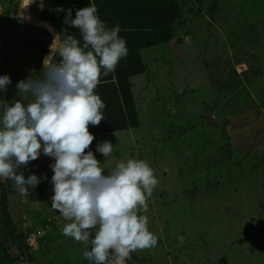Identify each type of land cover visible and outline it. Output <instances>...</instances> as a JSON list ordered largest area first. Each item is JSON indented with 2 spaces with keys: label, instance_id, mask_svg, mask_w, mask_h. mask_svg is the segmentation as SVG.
Here are the masks:
<instances>
[{
  "label": "rangeland",
  "instance_id": "obj_1",
  "mask_svg": "<svg viewBox=\"0 0 264 264\" xmlns=\"http://www.w3.org/2000/svg\"><path fill=\"white\" fill-rule=\"evenodd\" d=\"M179 3L174 41L142 50L146 72L132 78L141 125L95 134L90 148L103 162L97 145L111 141L106 170L146 159L159 180L146 213L157 245L131 253L125 263L264 264V0ZM0 29L13 44L0 49V75L12 81L0 91L2 117L20 97L17 83L41 73H31L36 49L20 51L27 40L19 24L3 14ZM31 167H24L25 176L34 173ZM37 175L41 182L26 197L13 181L8 206L18 228H27L30 216L55 212L52 171ZM62 228L47 229V243L37 232L35 264H90L83 251L91 245L66 237Z\"/></svg>",
  "mask_w": 264,
  "mask_h": 264
},
{
  "label": "clouds",
  "instance_id": "obj_2",
  "mask_svg": "<svg viewBox=\"0 0 264 264\" xmlns=\"http://www.w3.org/2000/svg\"><path fill=\"white\" fill-rule=\"evenodd\" d=\"M64 23L80 30L83 43L74 35L58 34L50 57L58 54L59 60L46 57L40 78L17 83L20 97L0 117V178L14 181L26 197L41 177L19 170L41 152L54 158L50 199L67 221L62 233L91 245L83 251L90 264H125L131 253L157 245L146 213L159 180L151 163L138 158L121 160L106 174L113 144L97 145L105 157L101 162L90 150L95 135L89 128L105 119L106 105L96 88L101 76L127 57V41L119 35V24L106 26L95 4L77 9L75 18L68 9ZM11 82L7 73L0 75V91Z\"/></svg>",
  "mask_w": 264,
  "mask_h": 264
},
{
  "label": "trees",
  "instance_id": "obj_3",
  "mask_svg": "<svg viewBox=\"0 0 264 264\" xmlns=\"http://www.w3.org/2000/svg\"><path fill=\"white\" fill-rule=\"evenodd\" d=\"M186 1L190 0H184ZM191 1L202 6L206 2L215 0ZM32 2L33 0H29L27 3L26 12L29 11ZM90 4L97 6L98 15L106 26L111 28L117 24L120 25L119 35L126 38L129 52L126 58L121 59L114 72L108 76H101L96 93L105 102L106 107L102 110L105 119L98 126H90L89 130L95 135L139 127L141 122L132 88V78L146 72L142 50L169 42L175 37V27L182 17L183 6L179 0H38L35 9L38 7L41 11L36 16L50 21L61 34L74 35L83 43L80 30L65 24L64 20L68 9L72 10V18H75L77 9ZM18 7L19 0H16V12ZM17 19L20 21L19 25L29 32H31L30 28L35 29L47 34L49 40L52 38L51 33L43 27L32 26L22 17ZM50 45V41H43L36 45L35 49L39 52L40 61L48 53ZM53 59L59 60L58 54L53 56ZM44 157L47 158L45 162L47 164H41L36 160L32 172L40 174L46 169L52 171L50 165L55 162L51 161L54 158H48L45 155ZM105 172L107 174L110 171L105 169ZM12 185V180L0 178V264H34V250L27 241L33 229L18 228L9 210ZM42 190L43 188L40 192ZM44 224L49 225V222L44 221ZM40 241H44L43 237ZM14 250L15 254H13Z\"/></svg>",
  "mask_w": 264,
  "mask_h": 264
},
{
  "label": "crops",
  "instance_id": "obj_4",
  "mask_svg": "<svg viewBox=\"0 0 264 264\" xmlns=\"http://www.w3.org/2000/svg\"><path fill=\"white\" fill-rule=\"evenodd\" d=\"M37 1L38 0H33V2L30 4V6H29V12H28V14L32 17V18H35V19H38V20H42V21H46V22H49V23H51L50 21H48V20H45V19H42V18H38V16H36V15H38L39 14V12L41 11V9L40 8H38V7H36V9H35V6L37 5ZM15 2H16V0H0V17L3 15V14H6L7 15V18L9 19V20H11V21H14V22H16V23H20V21L17 19V18H19V17H22V18H24V16H23V13H22V9L24 10V6L26 7V5H27V3L29 2V0H24V3L22 4V0H19V7H18V13L16 12V8H15ZM13 3H14V6H13ZM23 12H25V11H23ZM25 19V18H24ZM26 20V19H25ZM28 21V20H27ZM29 22V21H28ZM30 23V22H29ZM31 24V23H30ZM52 24V23H51ZM32 26H40V27H43L44 29H46V30H48L50 33H51V36H52V38L49 40V38H48V36H47V34H45V33H43V32H41V33H39V31L38 30H35V29H31L30 28V30H31V32H29L25 27H21L20 25H19V31H20V33H22V32H25L24 34H21L22 36H23V38H25L27 41H26V44L23 46L22 45V47H21V50L20 51H25L24 53H28V52H32L33 50H35V48H36V45L38 44V43H41V42H43V41H50V43H51V45H50V49H51V46L53 45V43H54V34L52 33V31L50 30V29H48V28H45L44 26H42V25H35V24H31ZM53 25V24H52ZM54 26V25H53ZM55 27V26H54ZM56 28V27H55ZM57 29V28H56ZM58 30V29H57ZM0 31H2L1 29H0ZM35 32V33H34ZM59 32V31H58ZM59 34L60 35H62L60 32H59ZM10 35V34H9ZM9 35L8 34H0V49H1V47H3V48H5V46L7 45V49H9L10 47H12V45L13 44H11V41H10V39H9V41L6 43V37H9ZM1 39H2V42H1ZM174 39L175 38H173L172 40H171V42H173L174 41ZM28 41H33V43L35 44L34 45V47L33 48H31L30 46H29V43H28ZM18 48V44H16V46H15V50ZM50 49H49V51H48V53L47 54H45L44 55V57H43V59L40 61V55H39V52H37V54H38V58H32L31 60H32V62H30V67L32 68V70H31V73H33V75H38V74H40L41 73V71H42V68H41V63H42V66H43V64H44V60H45V58L46 57H50V56H48V54H49V52H50ZM24 56H26L25 54H24ZM50 60H52V57H50L49 58ZM18 71V70H17ZM19 73V72H18ZM40 77V76H39ZM16 89H17V87H16ZM16 89H14V90H16ZM16 94H17V96L18 95H20V93H18V91L16 90ZM6 100H8L7 99V97H6V99H5V101ZM103 134V133H102ZM43 153V152H42ZM36 160H38L39 161V163H41V164H43L44 162H46L45 160H44V158H43V154H41L40 155V157L38 158V159H36ZM36 160L35 161H31L32 162V167H31V170H33V168H34V164H35V162H36ZM23 169H24V167H22L19 171H23ZM52 174H54L53 173V170H52ZM50 187L52 188V185L50 184ZM12 188H13V185H12ZM41 193V192H40ZM54 193H53V190L52 191H50V196H52ZM51 198V197H50ZM51 201V200H50ZM38 204V203H37ZM50 216V215H49ZM31 218H33V219H31L30 220V222H29V226L27 225L26 227L27 228H31V229H33V233L32 234H30L31 235V238L35 241L36 240V238L38 237V233L37 232H42V234L41 235H44L43 236V239H44V243H47V233L48 232H52V234H53V232H55V230H58V228H60L61 226H64V224L65 223H67V221H65L64 219H63V217L61 216V214L59 213V211L58 210H55V212H53L52 213V215H51V217H44V218H41V219H39V217H34V216H30ZM44 221H45V223H46V221L47 222H49V225H47V224H44ZM46 226V227H45ZM44 228H46L45 229V231H44ZM47 229H50V231L48 230L47 231ZM29 235V236H30ZM94 235H95V230H93L92 231V236H91V238H94ZM29 238V237H28ZM27 241H28V239H27ZM41 242V241H40ZM29 243V242H28ZM90 245V244H89ZM31 246V245H30ZM32 248H33V250L35 251V247H34V245L33 246H31ZM38 248H39V239H38ZM37 248V249H38ZM146 261V260H145ZM140 262H144V260H141ZM34 264H35V262H34Z\"/></svg>",
  "mask_w": 264,
  "mask_h": 264
},
{
  "label": "water",
  "instance_id": "obj_5",
  "mask_svg": "<svg viewBox=\"0 0 264 264\" xmlns=\"http://www.w3.org/2000/svg\"><path fill=\"white\" fill-rule=\"evenodd\" d=\"M24 3V0H22V4ZM24 10L22 9V13H23V16L26 20H28L31 24H35V25H41L40 23H44V24H47L48 26L51 27V31L52 33L54 34V39L57 38L59 32L58 30L49 22H46V21H42V20H38V19H35V18H32L29 14H26L25 12H23ZM55 46V45H54ZM51 53H52V48L50 49V52L48 54V56H51ZM126 264V263H125Z\"/></svg>",
  "mask_w": 264,
  "mask_h": 264
},
{
  "label": "bare ground",
  "instance_id": "obj_6",
  "mask_svg": "<svg viewBox=\"0 0 264 264\" xmlns=\"http://www.w3.org/2000/svg\"><path fill=\"white\" fill-rule=\"evenodd\" d=\"M24 11H25V13L27 14V12H26V7L24 6ZM42 26H44L45 28H48V29H51V27L50 26H48V25H45V24H43V23H40Z\"/></svg>",
  "mask_w": 264,
  "mask_h": 264
},
{
  "label": "built area",
  "instance_id": "obj_7",
  "mask_svg": "<svg viewBox=\"0 0 264 264\" xmlns=\"http://www.w3.org/2000/svg\"><path fill=\"white\" fill-rule=\"evenodd\" d=\"M94 230V229H93ZM93 230H91V231H93ZM32 239V238H31ZM28 242H29V245H31V246H33L34 245V247H35V241L33 240V242L31 241V240H29V238H28Z\"/></svg>",
  "mask_w": 264,
  "mask_h": 264
}]
</instances>
